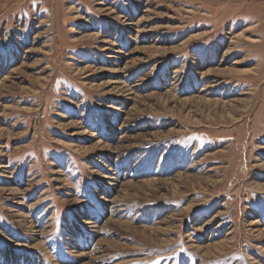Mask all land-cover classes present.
<instances>
[{"label":"rangeland","instance_id":"374dc122","mask_svg":"<svg viewBox=\"0 0 264 264\" xmlns=\"http://www.w3.org/2000/svg\"><path fill=\"white\" fill-rule=\"evenodd\" d=\"M0 264H264V0H0Z\"/></svg>","mask_w":264,"mask_h":264},{"label":"bare ground","instance_id":"6f19581e","mask_svg":"<svg viewBox=\"0 0 264 264\" xmlns=\"http://www.w3.org/2000/svg\"><path fill=\"white\" fill-rule=\"evenodd\" d=\"M261 189H263V187L258 186V190H261Z\"/></svg>","mask_w":264,"mask_h":264}]
</instances>
